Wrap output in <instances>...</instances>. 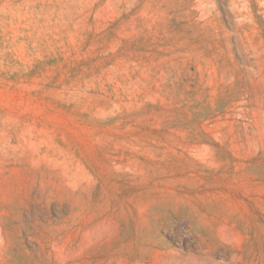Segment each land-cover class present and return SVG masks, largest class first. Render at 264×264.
I'll return each mask as SVG.
<instances>
[{
	"label": "rangeland",
	"instance_id": "rangeland-1",
	"mask_svg": "<svg viewBox=\"0 0 264 264\" xmlns=\"http://www.w3.org/2000/svg\"><path fill=\"white\" fill-rule=\"evenodd\" d=\"M0 264H264V0H0Z\"/></svg>",
	"mask_w": 264,
	"mask_h": 264
}]
</instances>
